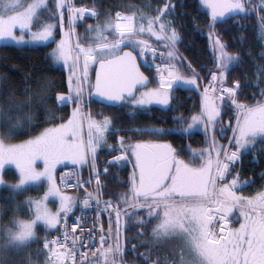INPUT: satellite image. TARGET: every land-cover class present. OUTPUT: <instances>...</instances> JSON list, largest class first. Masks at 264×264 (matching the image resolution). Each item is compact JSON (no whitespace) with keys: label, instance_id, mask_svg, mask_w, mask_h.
<instances>
[{"label":"snow or ice","instance_id":"6c2138e0","mask_svg":"<svg viewBox=\"0 0 264 264\" xmlns=\"http://www.w3.org/2000/svg\"><path fill=\"white\" fill-rule=\"evenodd\" d=\"M201 3L210 10V27L222 22L218 18H224L226 13L229 16H246L257 11L264 13V0H259L255 5H251V0H201ZM173 7L171 0H166L162 7L154 9L157 13L154 16L146 15L143 11H117L114 16L108 12L102 23L88 26L87 31L94 35L85 38L86 47L78 40L76 54L72 56V49L65 39L63 9L67 10V34L70 35L75 32L77 20L86 13L99 17L95 6L77 7L73 0H54V8H49L48 0H31L26 6L23 0H0V40L16 45L37 41L55 43L56 47L48 55L56 62L62 61L69 75L67 93L57 92L54 99L58 107H66L70 103L75 105L66 121L45 128L35 137L19 144H6L5 141L14 134H20L25 124L35 126V115L31 111L24 113V109L32 108L33 97L29 94L23 101H14L9 97L7 108L0 105V169L5 163L12 162L19 170L16 183L10 184L0 175V186L6 185L16 193L25 191L26 186L41 182L42 179L48 184L42 198L34 200L29 197L26 200L29 219H20L14 213L6 224H0V240L3 241L0 253L12 250L19 252L38 241L36 229L41 223L48 230L61 231L57 225L63 219L65 228L61 236L51 240L45 238L43 241L42 250L46 253L44 264H124L121 218L130 220L135 214L127 211L131 208L144 212L143 216H136V224L140 226L137 236L142 237L143 228L151 221H157L151 229L149 240L140 241V244H148V250L140 253L143 264H264V185L253 195L245 196L242 189L255 183V180L251 177L241 179L240 169L233 171L247 150L255 148L257 137L264 140V88L260 92L262 99L254 104L238 102L240 83L233 81V85L227 87L226 73L230 62L239 60V57L226 51L227 45L220 37L217 36L213 42L215 70L211 71L208 84L203 86L200 111L190 117L182 114L174 117L181 124L176 129L181 135L191 136L194 128L202 126L205 143L208 144L206 148L195 149L189 145L183 149L189 153L187 161L180 158V150L167 142L138 140L126 143L131 137L120 136L117 138L118 149L108 145L106 133L113 130L112 118L103 116L97 120L91 113L86 115L83 111L85 103L90 102L84 98L86 87L97 94L101 103L120 102L131 108L133 116L140 110H147V106L153 102L170 106L172 90L181 83L190 89L201 87L198 81L203 77L195 69H192L191 76L183 75L178 67L181 62L177 61L175 64L155 65L159 86L147 88L149 78L140 71L137 63L138 58L150 55L155 59L158 55L157 47L141 38L145 35L165 42L169 51L166 54L159 53L162 60L177 59L175 45L180 41V36L176 28L171 27L172 21L166 19ZM43 11L48 12L47 18H42ZM260 20L261 32L264 33V15H260ZM17 28L19 35L14 31ZM57 28L61 33L59 41L55 39ZM107 32L112 34L111 40L105 35ZM129 48L131 50H127ZM261 55L264 56V53ZM95 62H98L99 67L93 85L88 70ZM260 71H264V67ZM140 88L146 90L138 91ZM24 91L30 93L31 90L26 87ZM51 91V82L48 81L42 92L37 94L38 102L46 103L53 99L45 95ZM91 94L89 92V97ZM230 107L238 110L237 122L235 126L227 125L233 132L229 145H219L216 133L224 131L222 116L227 114ZM55 119V115L50 114L45 122ZM85 121L88 128L86 141L83 138ZM217 125L220 127L217 128ZM114 131H128L137 135H166L172 132L171 129L158 127H129ZM102 146L119 151V155L107 161L109 167L124 160L131 163L130 158H134V163L127 180L128 190L120 194L117 204L113 205L111 199L103 201V211L109 213V228L105 233L101 226L97 244L95 227L87 233L81 229L80 234H76L79 217L76 218L77 223L72 225V231L67 230L66 218L74 211L78 198L61 191L53 172L62 159L71 160L73 165L88 164L96 182V192L94 196L85 189L81 203L89 208L90 202L95 200L99 208L103 195L100 191L103 187L100 176L107 175L109 171V167H105L103 172L97 169L98 149ZM37 159H43V170H37L34 166ZM73 174H61L60 181L64 187L71 186L65 177ZM260 178L264 179V172L260 173ZM91 182V179L82 181L85 184ZM80 184L78 180L76 186ZM50 196L58 197L60 201L55 212L46 203ZM120 204L124 205V210ZM237 213L239 226L233 227L232 217ZM85 236L92 237V240L86 241ZM78 245L87 251L80 252ZM136 247L133 245L132 250L135 251ZM166 247L168 253L162 259L158 249ZM0 264H23V261H11L0 255ZM27 264L34 262L28 259Z\"/></svg>","mask_w":264,"mask_h":264},{"label":"trees","instance_id":"16d2710c","mask_svg":"<svg viewBox=\"0 0 264 264\" xmlns=\"http://www.w3.org/2000/svg\"><path fill=\"white\" fill-rule=\"evenodd\" d=\"M76 6H85L95 9L100 13L96 18H84L83 21L76 22L75 30L78 34L83 33V37H79L80 43L87 46L85 38L92 35L87 31L89 25H96L98 22L102 23L108 12L114 16L117 11L130 13L132 11H143L146 15H156L154 11L157 7H162L166 0H73ZM173 11L166 19L172 21L171 27L176 28L179 33L180 41L175 45L177 49V59L172 61L162 60L160 57L155 58L156 61L177 63L180 71L185 76L192 75V69L203 79L198 83L201 85L199 89H190L182 83L174 87L172 90V97L169 105H161L153 102L147 106V110H140L134 116L132 109L121 104L115 107L102 106L89 98L87 92L85 93V100H90L85 104V111L91 113L93 118L102 119L103 116L112 118V131L107 133V144L117 147L118 137H131L126 140V143H135L138 140L167 142L179 151L180 158L186 161L190 158L189 153L183 151L189 145L192 148L200 149L208 147L205 143V135L202 127L194 128L192 135H181L176 131L181 124L175 120L174 117L183 115L190 117L194 113L200 111V99L202 85L208 82L211 71L215 70V54L213 51V42L218 36L224 44L227 45L226 51L229 54H235L239 57L237 61H231L229 64V71L226 73L227 87L233 85V81H239L241 92L238 95V102L245 104H254L257 100L262 99L260 96L261 89L264 88V71H260L264 67V33L261 32L260 15L264 13L253 12L250 15L238 16L231 15L230 17L218 18L222 22H217L214 27H210L211 16L206 6L201 3V0H171ZM256 1L251 0V5H255ZM50 5V1L48 2ZM132 5L133 8L126 6ZM45 11L42 12V17ZM210 33H212L210 37ZM108 39H112L110 32L105 33ZM141 38L150 40L151 44L161 48L166 54L169 49L165 47L164 41H157L155 37L145 35ZM53 42L47 45L36 46H14L10 44L0 45V105L4 108L8 107V98L11 97L14 101H23L27 95L31 94L33 97L32 108L24 109V113L31 111L36 119L33 121L35 126L29 127L25 124L23 131L20 134H14L5 142L19 143V141L29 139L38 135L43 129L55 126L56 124L66 121L72 112L74 104H68L66 107H58L54 99L57 92L67 93L69 73L61 66L52 63L51 57L48 55ZM164 44V45H163ZM190 65V67H189ZM151 81L147 88H156L159 86L155 76V72L149 68L144 69ZM47 78V80H45ZM91 81L92 75H89ZM50 81L52 91L45 93V95L53 97L47 100L46 103L38 102V93H41L46 83ZM30 88V93H25V88ZM219 87V84H217ZM146 90V89H144ZM141 90V91H144ZM255 94V95H253ZM237 109L230 107L227 114L222 116L224 131L216 133V140L219 145L229 144V138L232 137L233 132L231 127L237 122ZM50 114H54L56 119L46 123V119ZM149 128L158 127L164 129H171L172 132L166 135H137L128 131H114V129L125 128ZM220 125H217L219 128ZM209 134V138H210ZM264 140L257 137L255 148H250L247 153L240 158L236 169L241 170V179L251 177L255 183L242 189V194L245 196L253 195L264 185V179L260 178V173L264 172ZM119 151H112L107 146H102L98 149L97 166L98 168L109 167L107 165L108 157L114 156ZM255 157V159H254ZM132 164L134 158H130ZM82 171V170H81ZM132 172L130 163L127 161L119 162L117 165L109 167L107 175H101L100 180L103 187L100 191L103 193L102 197L107 200L111 199L113 204H117L120 194L128 190V177ZM83 175V171L81 172ZM5 178L8 182L16 181L15 174L5 172ZM231 177H229V180ZM121 181H124L121 183ZM226 182V181H225ZM45 192L44 183L39 185L26 186L25 191H18L13 193L8 187L0 188V224H6L14 215L19 216L20 219H29L30 213L26 205V200L29 197H41ZM73 197H78L84 194L83 190H75L72 192ZM19 206V207H18ZM124 207L120 204V208ZM127 211L134 212L130 220L122 217L123 234L125 252L124 256L129 264H143L140 253L148 250V244H140L141 240L148 241L151 236V229L157 221L153 220L144 228V235L137 236L140 226L136 224V216H143L144 212L141 210H133L131 208ZM233 227L239 226L238 213L232 217ZM127 225V227H125ZM58 228V226H57ZM57 230H48L40 225L36 232L39 240L31 243L27 248L17 252L16 250L7 253H0L6 259L11 261H23L27 264L30 259L34 264H44L45 251L42 249V244L45 238L51 236ZM3 241L0 240V244ZM133 245H137L133 251ZM170 247V246H169ZM168 253V248L158 249V254L163 259L164 255ZM155 258V257H154ZM170 259V254H169Z\"/></svg>","mask_w":264,"mask_h":264},{"label":"built area","instance_id":"2783aa9c","mask_svg":"<svg viewBox=\"0 0 264 264\" xmlns=\"http://www.w3.org/2000/svg\"><path fill=\"white\" fill-rule=\"evenodd\" d=\"M75 49H72V51H74ZM112 159V158H111ZM110 159V160H111ZM102 168L101 172H103ZM85 176L83 178L80 177L79 171L77 170V168L75 166H63V168L58 170V176H57V183L58 186L61 188V191L64 190H75L78 188H84L87 189V191L92 192L93 195L95 196V192L93 189V185L95 183V179L94 177H92L91 175V171L89 170V166L88 164L85 165ZM63 173H74L73 175H69L65 177V181L71 185L70 187H64V185L61 184L60 181V177L61 174ZM91 179V183L85 184L82 183V181H87ZM80 180L81 184L79 187H77V181ZM84 199V195L79 196L77 199V202L75 203L76 205L74 206V211L72 213H69L67 216V230L69 232L72 231V225L74 223H77L76 218L79 217V223L77 224V228H76V234L79 235L81 229L87 233L89 230L93 229L95 227V232H94V236L96 238L97 244L99 242V237H100V228L101 226L104 229V232L107 233L108 228H109V213L108 211H103L104 205L100 204V207L97 208L95 200L90 202V207L89 208H85L83 206V204L81 203V201H83ZM99 213V217H97V214ZM112 220H114V224H115V215L113 214L112 216ZM59 229L61 231H57L51 239L56 238V237H60L61 236V232L64 230L65 228V224H64V220H61V223L58 225ZM113 227V225H112ZM50 239V240H51ZM86 241H91L92 237L90 236H85L84 238ZM121 242L123 244V234L121 235ZM124 246V245H123ZM95 247V245H94ZM105 247H107V245H105ZM79 251L80 252H85L87 251L86 248L84 247H80L78 245ZM90 255V254H89ZM123 260H124V264H128L125 260V257L123 256Z\"/></svg>","mask_w":264,"mask_h":264},{"label":"rangeland","instance_id":"374dc122","mask_svg":"<svg viewBox=\"0 0 264 264\" xmlns=\"http://www.w3.org/2000/svg\"><path fill=\"white\" fill-rule=\"evenodd\" d=\"M50 1V5H48L49 6V8H54V0H48V2ZM256 1H258L259 2V0H256ZM31 2V0H23V4L26 6L28 3H30ZM63 11H64V25H65V27H64V33H65V39L67 40V42H68V44H69V47L71 48L72 47V45L74 46V49H75V45H76V43L78 42L77 41V39H79V37H83L84 36V34L83 33H80V34H78L77 32H76V30H75V32L74 33H72V34H70V35H68L67 33H68V20H67V10H66V8L65 9H63ZM47 16H48V12L47 11H45L44 12V14H43V17L42 18H47ZM96 18V17H93V16H91L90 14H88V13H86L85 14V16L82 18V19H79V20H77V22H79V21H83L84 20V18ZM57 19H59V17H57ZM75 27V26H74ZM15 31V33L17 34V35H19L20 34V32H19V29L17 28V29H15L14 30ZM94 35V33H92V35L91 36H93ZM55 39L57 40V41H59L60 39H61V33H60V30H59V28H57V34H56V37H55ZM144 39H146V38H144ZM147 40V39H146ZM51 41H37V42H33V43H30V44H26V45H16V44H14V42H10V41H3V40H0V45H4V44H10V45H16V46H20V47H26V46H36V45H47L48 43H50ZM149 42H150V40H149ZM151 43V42H150ZM164 45V44H163ZM85 46V45H84ZM54 47H56V44L54 43L53 44V46H52V48H50V50H49V53L51 52V50L54 48ZM86 47V46H85ZM157 53H158V55L157 56H159V53H164L163 52V50L161 49V48H158L157 47ZM75 54H76V51L75 52H72V56H75ZM160 57V56H159ZM51 61H52V63L53 64H55V65H57V66H61L65 71H67L68 73H69V70H68V68L67 67H65L64 66V64H63V62L61 61V62H56V61H54L52 58H51ZM156 62H158V61H156ZM156 62H155V64H156ZM72 63V61L70 60L69 61V64H71ZM163 63H165V62H163ZM154 64V65H155ZM82 68H83V56H81V58H80V69L82 70ZM90 70H91V65L89 66V70H88V74L90 75ZM208 84V82L207 83H205V84H203L202 85V89H203V86L204 85H207ZM87 90V87L85 88V93L88 91H86ZM85 98V97H84ZM86 99V98H85ZM86 104V103H85ZM83 111H84V113L87 115L88 114V112H87V109H86V111H85V105H84V107H83ZM71 115V114H70ZM99 120V119H98ZM64 122V121H63ZM62 122V123H63ZM51 127H53V126H51ZM202 127V126H201ZM42 132V131H41ZM107 134V133H106ZM210 135H211V133H210ZM35 137V136H34ZM83 138H84V140L86 141L87 139H88V128H87V122L85 121L84 122V125H83ZM26 140H28V139H26ZM26 140H22V141H19V143H21V142H23V141H26ZM149 141H151V140H149ZM155 142V141H154ZM6 143V142H5ZM19 143H10V142H8V143H6V144H19ZM160 143H163V142H161L160 141ZM229 144H227L226 146H228ZM231 150H234V149H231ZM12 162H7V163H5V165H4V167H3V169H0V175H2L3 176V178H4V180L5 181H7L6 180V178H5V172H10V173H13V174H15L16 175V177H17V179H16V181H14V182H8V183H16L17 181H18V179H19V170L16 168V165H15V163H12L13 165H10ZM63 165H73V162L71 161V160H61L59 163H57L56 164V167H55V169H54V172H53V175H54V177H55V175L57 174V172H56V170L59 168V167H62ZM36 168H37V170H43V168H44V162H43V159H37L36 161H35V165H34ZM77 167H82L81 165H76ZM42 183H44V186H45V191H47V187H48V184H47V181L46 180H43L42 179V181L41 182H37V183H34V185H39V184H42ZM31 185H33V184H31ZM31 185H28V186H31ZM4 187H7L6 185H3ZM3 186H0V188H2ZM64 192H66L68 195H71L72 196V192H68V191H64ZM45 193V192H44ZM44 193H43V195L41 196V197H31L32 199H34V200H38V199H40V198H42L43 196H44ZM46 203H47V206H48V208H50L53 212H55L56 211V209L57 208H59V206H60V201H59V198L58 197H55V196H50L48 199H47V201H46ZM122 208H124V207H122ZM41 227H44L45 228V226L41 223V224H39ZM46 229V228H45ZM3 244V243H2Z\"/></svg>","mask_w":264,"mask_h":264},{"label":"water","instance_id":"95a60500","mask_svg":"<svg viewBox=\"0 0 264 264\" xmlns=\"http://www.w3.org/2000/svg\"><path fill=\"white\" fill-rule=\"evenodd\" d=\"M207 8V7H206ZM207 10L209 11L210 13V10L207 8ZM225 17H230L227 13L225 14ZM127 50H130V49H127ZM137 63H138V60H137ZM99 67V64L98 62H96L95 64V67H94V70H93V78H92V84L94 85L95 83V79H96V70L97 68ZM141 71V70H140ZM143 72V71H141ZM145 75V74H144ZM146 76V75H145ZM150 84V81L147 83V86ZM140 89H143V88H140ZM92 94H91V99L96 101L97 103H99L100 105H106V106H109V107H115V106H119L121 105L120 102H105V103H101L100 102V98L97 96V94L91 89L90 91Z\"/></svg>","mask_w":264,"mask_h":264},{"label":"flooded vegetation","instance_id":"af4514ba","mask_svg":"<svg viewBox=\"0 0 264 264\" xmlns=\"http://www.w3.org/2000/svg\"><path fill=\"white\" fill-rule=\"evenodd\" d=\"M96 63V62H95ZM95 63H92V66H91V70H90V74L92 75L93 77V70H94V67H95ZM138 65L140 66V70L143 71V73L149 78V76L147 75V73H145L144 69L147 67V66H144L143 64H141L139 61H138ZM150 81V80H149ZM141 90H144V89H139L138 91H141ZM10 165H13L12 163Z\"/></svg>","mask_w":264,"mask_h":264},{"label":"crops","instance_id":"0c3cea01","mask_svg":"<svg viewBox=\"0 0 264 264\" xmlns=\"http://www.w3.org/2000/svg\"><path fill=\"white\" fill-rule=\"evenodd\" d=\"M54 178H55V181H56V175H55V177H54ZM56 210H57V209H56Z\"/></svg>","mask_w":264,"mask_h":264}]
</instances>
